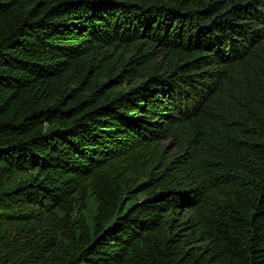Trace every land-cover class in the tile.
Returning a JSON list of instances; mask_svg holds the SVG:
<instances>
[{
    "label": "trees",
    "instance_id": "obj_1",
    "mask_svg": "<svg viewBox=\"0 0 264 264\" xmlns=\"http://www.w3.org/2000/svg\"><path fill=\"white\" fill-rule=\"evenodd\" d=\"M0 264H264V0H0Z\"/></svg>",
    "mask_w": 264,
    "mask_h": 264
}]
</instances>
